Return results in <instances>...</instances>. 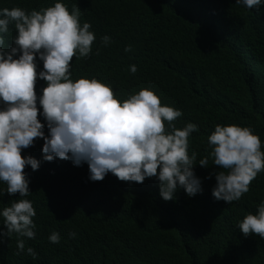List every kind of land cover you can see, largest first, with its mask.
<instances>
[{
    "label": "trees",
    "instance_id": "1",
    "mask_svg": "<svg viewBox=\"0 0 264 264\" xmlns=\"http://www.w3.org/2000/svg\"><path fill=\"white\" fill-rule=\"evenodd\" d=\"M7 2L31 7L26 0H0V5ZM47 2L54 6L58 0ZM59 2L70 11L79 6L81 25L89 22L96 37L93 56L73 58L71 78L95 77L111 85L121 102L151 88L162 105L181 110L177 128L198 125L189 137V154H197L194 171L203 191L190 197L178 188L166 201L157 177L122 182L109 172L102 181H92L87 162L44 160V140L37 138L22 150L40 161L37 170L25 169L30 195L23 197L33 202L36 235L5 236L0 264H264V238L245 236L238 226L264 203V171L231 203L213 197L215 175L208 178L220 170L212 165L208 144L217 124L251 126L264 151V3L257 11L236 0ZM105 35L111 37L107 46ZM129 45L132 50L125 52ZM41 122L48 135L43 116ZM204 156H209L208 167L198 164ZM6 188L0 181V192L5 191L0 211L21 199ZM53 232L60 234L58 244L49 240ZM19 239L25 251L17 254ZM28 247L37 253L35 259Z\"/></svg>",
    "mask_w": 264,
    "mask_h": 264
},
{
    "label": "clouds",
    "instance_id": "2",
    "mask_svg": "<svg viewBox=\"0 0 264 264\" xmlns=\"http://www.w3.org/2000/svg\"><path fill=\"white\" fill-rule=\"evenodd\" d=\"M12 1V0H11ZM31 7L8 3L0 5V181L9 195L21 199L0 211L6 231L0 228V243L13 233L35 238L36 215L30 195L27 166L37 170L40 161L22 150L42 138L46 161L71 159L75 165L87 162L92 181H102L110 172L122 182L143 183L157 177L161 197L174 199L178 188L188 196L203 191L201 179L194 171L197 154H189V137L198 125L187 123L177 128L174 121L182 111L162 105L159 95L143 88L121 100L111 85L95 77L71 78L74 57L93 56L95 34L91 24L80 23L81 10H72L62 2L41 7L26 0ZM259 11L264 0H236ZM111 37H102L107 46ZM131 45L125 47L130 52ZM99 55V49L96 52ZM135 64L131 73L137 72ZM40 95H37V91ZM47 123L48 135H45ZM216 184L212 195L227 203L238 201L250 189L252 181L264 171L262 141L251 126H215L208 137ZM209 166V156L199 159ZM4 192H0V198ZM245 236L264 238V203L255 214L248 213L238 224ZM75 237L76 233H69ZM60 234L49 236L60 242ZM17 254L25 251L23 239L17 241ZM33 259L37 253L26 249Z\"/></svg>",
    "mask_w": 264,
    "mask_h": 264
}]
</instances>
